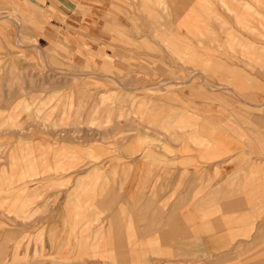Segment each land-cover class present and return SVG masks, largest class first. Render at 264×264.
I'll return each mask as SVG.
<instances>
[{
    "label": "crops",
    "instance_id": "obj_1",
    "mask_svg": "<svg viewBox=\"0 0 264 264\" xmlns=\"http://www.w3.org/2000/svg\"><path fill=\"white\" fill-rule=\"evenodd\" d=\"M1 10L27 18L40 104L101 128L31 139L0 171V264H264V0Z\"/></svg>",
    "mask_w": 264,
    "mask_h": 264
},
{
    "label": "rangeland",
    "instance_id": "obj_2",
    "mask_svg": "<svg viewBox=\"0 0 264 264\" xmlns=\"http://www.w3.org/2000/svg\"><path fill=\"white\" fill-rule=\"evenodd\" d=\"M26 19L14 11H0V171L5 177L9 175L8 172H15L14 168H6L7 162L20 161L24 164L34 160V156L38 155L29 152L28 147H24L31 139L39 140L41 136L48 135L49 142L50 140L55 142L57 133L60 134L63 131L66 133L68 129H74L75 135L83 138L87 135L89 123L93 128L95 124L97 129L101 128L99 126L101 122L54 120L57 106L53 98H49L47 104H40L39 93L48 88L43 90L38 84L41 80L45 81L47 77L45 74L26 71L31 60L36 64H40L41 61L39 52H36L38 54L33 57L24 55V49L29 45L22 37ZM49 76L52 78L51 75ZM31 83L33 85L30 88ZM48 91L52 92L55 89H48ZM67 107V109L63 107L59 110L61 115L70 112L71 106ZM41 116L44 117L43 120L40 119ZM67 117L69 115H63V118ZM63 137L67 140L72 135L68 131ZM67 143L71 144V140ZM48 150V160H54L55 152L51 151L50 147ZM87 155L86 151L72 154L65 148L63 159L65 162L72 159L82 161L87 159ZM11 166H14L13 163ZM38 171L36 169L32 175H36ZM54 171L49 168V175Z\"/></svg>",
    "mask_w": 264,
    "mask_h": 264
},
{
    "label": "bare ground",
    "instance_id": "obj_3",
    "mask_svg": "<svg viewBox=\"0 0 264 264\" xmlns=\"http://www.w3.org/2000/svg\"><path fill=\"white\" fill-rule=\"evenodd\" d=\"M182 46V45H181Z\"/></svg>",
    "mask_w": 264,
    "mask_h": 264
}]
</instances>
